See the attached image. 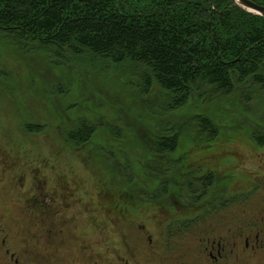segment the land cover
Listing matches in <instances>:
<instances>
[{
	"label": "rangeland",
	"instance_id": "rangeland-1",
	"mask_svg": "<svg viewBox=\"0 0 264 264\" xmlns=\"http://www.w3.org/2000/svg\"><path fill=\"white\" fill-rule=\"evenodd\" d=\"M51 56L0 42V71L4 73H0V239L7 241L0 245V264H12L6 249L16 253L20 264H125L127 260L130 264H180L183 248L179 238L174 241L178 247L175 252L156 249L151 256L148 246L141 245L136 237L145 233L143 238L150 237L154 245L162 248L159 235L164 233V220L183 215L180 206L185 202L182 186V197L170 192L163 202H155L164 211L141 204L151 197L155 200V191L146 190L156 183L151 177L155 172L145 169L148 157L136 137L146 131L157 133L166 123L185 121L194 113L211 112L220 125L233 127L228 131L230 138L224 133L226 136L204 149L187 141L179 152L184 153L189 166L198 161L217 167L218 184L223 185L225 179L221 177L232 171V154L240 161L239 166L248 160L259 161L260 152L248 145L246 132L237 124L249 112L261 115L257 122L263 123L264 93L258 103L241 109L227 102L208 109L191 104L160 118L164 97L155 90L142 96L138 76L121 67L62 66ZM78 118L124 128L125 138L116 141L102 134L87 147L71 150L63 139V129ZM26 124L46 128L38 134H27L23 129ZM96 144L116 152L121 168L130 167L141 184L130 193L131 198L122 196L121 190L118 197L119 203L134 205L124 218H134L138 227L106 220L117 216L112 206L118 198L115 192L107 191L108 176L102 160L94 154ZM244 166L247 170L257 168ZM234 169L243 172L237 165ZM29 171L47 182L44 188H28ZM2 174L13 176L19 186L27 179L22 192L4 186ZM178 179L173 182L183 185L184 180ZM7 191L11 192L9 197L5 196ZM210 191L212 195L218 189ZM19 196H24L26 202L15 207ZM139 227L144 228L140 231Z\"/></svg>",
	"mask_w": 264,
	"mask_h": 264
},
{
	"label": "trees",
	"instance_id": "trees-1",
	"mask_svg": "<svg viewBox=\"0 0 264 264\" xmlns=\"http://www.w3.org/2000/svg\"><path fill=\"white\" fill-rule=\"evenodd\" d=\"M250 1L264 7V0ZM0 42L40 50L62 66L121 67L138 76L142 96L155 90L164 97L160 118L191 104L208 109L227 102L241 109L258 103L264 93V18L238 9L231 0H0ZM210 114L194 113L136 137L148 157L146 171L155 172L151 177L156 184L147 190L155 191V202H163L170 192L182 197V186L191 205L195 196L210 200L213 175L205 178L203 166L186 167L179 152L187 141L204 149L223 136L230 138L233 127L220 125ZM247 114L237 126L246 132L248 145L259 148L264 121L257 122L262 117L255 112ZM45 128L26 124L24 131L38 134ZM102 134L116 141L125 138L124 128L85 118L63 129L71 150L87 147ZM95 147L107 172V191L118 198L121 190L131 198L141 186L136 175L128 166L121 168L116 152ZM200 175L204 177L198 181ZM175 178L184 180L183 185L174 183ZM129 205L118 198L112 209L117 215V208L122 212Z\"/></svg>",
	"mask_w": 264,
	"mask_h": 264
},
{
	"label": "flooded vegetation",
	"instance_id": "flooded-vegetation-1",
	"mask_svg": "<svg viewBox=\"0 0 264 264\" xmlns=\"http://www.w3.org/2000/svg\"><path fill=\"white\" fill-rule=\"evenodd\" d=\"M249 146L255 148L253 144ZM255 149L260 152L257 163L248 160L241 162V166H239L240 161L236 160V155L232 154V171L221 177L225 179L223 185L218 184L217 173L219 171L217 167L209 165L210 163H199L198 161L192 166L186 163L185 166L192 167V169L203 166L205 178L212 174L215 180V186L212 187V190L218 189V192L212 194L209 201L202 202L201 199H197V196L194 198L195 204L192 203L193 205L185 201L180 206L183 215L180 214L177 217V214L174 218L165 219L164 233L159 235L162 243L158 241L161 245L163 244L162 248L158 247L157 244L154 245L148 236L145 237L147 240L144 242L145 233L136 235L140 238L138 242H142L141 245H147L150 255L153 256L156 249L175 252L178 247L174 241L175 238H179L181 248H183L180 264H264V145ZM243 164L256 165L257 168L247 170ZM236 165L243 172L235 170ZM4 174H2L4 178L1 179L4 186L7 185L12 191L22 192L27 183V175L24 176V180L26 179L24 185L19 186L20 183H17L13 176ZM28 175V188L35 190L34 185H37L38 188L42 189L47 184L43 179L39 180L40 178L33 176L31 171ZM203 177L200 175L195 178L200 181ZM186 189L184 186L185 191ZM197 190L198 188H195V191ZM9 193L11 192L7 191L5 196L9 197ZM24 201L26 202L25 197L19 196L16 204H14L15 207L20 206ZM126 203L129 204V202ZM141 204L153 208L155 201L151 197L147 203ZM129 206H126L125 210L122 207V212H119L117 208L118 216L106 220L120 221V223L125 221L127 225L138 227L134 218H124L134 205ZM161 207L164 211L165 208L162 205L155 206L157 211ZM139 228L142 231L144 227ZM1 231L2 229H0V235H2ZM118 237L121 238L120 235ZM6 242L4 237L0 239L1 246H4ZM130 249L129 247L128 251ZM5 255L8 256L9 263L20 264L15 259V252L6 249ZM190 257L191 261L189 260ZM124 263L130 264V261L127 260Z\"/></svg>",
	"mask_w": 264,
	"mask_h": 264
},
{
	"label": "water",
	"instance_id": "water-1",
	"mask_svg": "<svg viewBox=\"0 0 264 264\" xmlns=\"http://www.w3.org/2000/svg\"><path fill=\"white\" fill-rule=\"evenodd\" d=\"M232 3L240 10L252 15L264 18V7L257 5L250 0H231Z\"/></svg>",
	"mask_w": 264,
	"mask_h": 264
}]
</instances>
